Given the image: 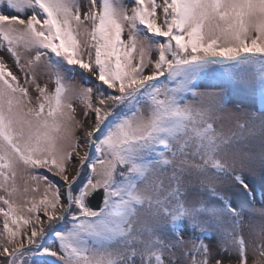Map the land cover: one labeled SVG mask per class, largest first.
<instances>
[{
    "label": "snow or ice",
    "instance_id": "1",
    "mask_svg": "<svg viewBox=\"0 0 264 264\" xmlns=\"http://www.w3.org/2000/svg\"><path fill=\"white\" fill-rule=\"evenodd\" d=\"M0 264H264V0H0Z\"/></svg>",
    "mask_w": 264,
    "mask_h": 264
},
{
    "label": "rangeland",
    "instance_id": "2",
    "mask_svg": "<svg viewBox=\"0 0 264 264\" xmlns=\"http://www.w3.org/2000/svg\"><path fill=\"white\" fill-rule=\"evenodd\" d=\"M232 101H233V103H236V102H241L242 103L243 102L242 97H239V96L232 97Z\"/></svg>",
    "mask_w": 264,
    "mask_h": 264
}]
</instances>
